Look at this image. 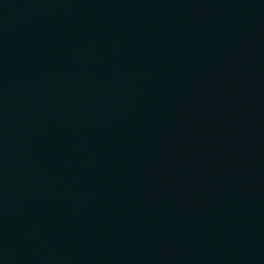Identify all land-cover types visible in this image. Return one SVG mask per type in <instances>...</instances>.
Segmentation results:
<instances>
[{"label": "water", "instance_id": "1", "mask_svg": "<svg viewBox=\"0 0 264 264\" xmlns=\"http://www.w3.org/2000/svg\"><path fill=\"white\" fill-rule=\"evenodd\" d=\"M0 264H264V0H0Z\"/></svg>", "mask_w": 264, "mask_h": 264}]
</instances>
